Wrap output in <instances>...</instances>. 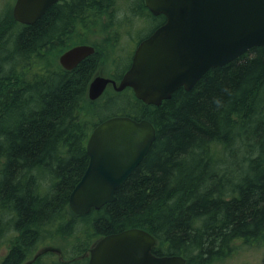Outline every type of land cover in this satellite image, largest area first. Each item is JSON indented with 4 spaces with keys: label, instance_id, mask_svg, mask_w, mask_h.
Wrapping results in <instances>:
<instances>
[{
    "label": "trees",
    "instance_id": "obj_1",
    "mask_svg": "<svg viewBox=\"0 0 264 264\" xmlns=\"http://www.w3.org/2000/svg\"><path fill=\"white\" fill-rule=\"evenodd\" d=\"M143 20L155 28L166 17L145 0H62L33 25L16 21L13 7L0 10V264H88L98 240L131 228L157 239L156 255L186 264H216L264 239V48L160 106L130 88L91 101L102 58ZM98 26L113 33L90 43ZM81 44L96 52L64 69L56 56ZM131 59L108 77L119 79ZM113 104L111 117L147 119L157 137L115 202L77 215L69 198L89 165L87 141Z\"/></svg>",
    "mask_w": 264,
    "mask_h": 264
},
{
    "label": "water",
    "instance_id": "obj_2",
    "mask_svg": "<svg viewBox=\"0 0 264 264\" xmlns=\"http://www.w3.org/2000/svg\"><path fill=\"white\" fill-rule=\"evenodd\" d=\"M59 1L16 0L13 16L33 25ZM145 5L153 15H164L166 22L138 45L119 82L104 76L92 80L91 101L112 84L117 92L132 88L145 104L160 106L178 89H193L210 70L254 47L264 48V0H145ZM95 52L94 46L77 45L59 62L72 70ZM156 137V128L147 119L114 116L98 123L87 141L89 165L70 194L73 213L85 215L115 202L117 190L143 162ZM156 245L148 231L127 229L98 240L88 264H186L183 256L156 255Z\"/></svg>",
    "mask_w": 264,
    "mask_h": 264
},
{
    "label": "rangeland",
    "instance_id": "obj_3",
    "mask_svg": "<svg viewBox=\"0 0 264 264\" xmlns=\"http://www.w3.org/2000/svg\"><path fill=\"white\" fill-rule=\"evenodd\" d=\"M16 3V0H0V10H8L11 7H14ZM120 19L122 18L123 14L120 15ZM129 16H131L129 14ZM136 27L134 29L128 28V30H121L122 34V41L120 42V48L119 51L116 54H111L107 58H102L101 66L98 70V73L96 76H115L117 72L122 71L130 62L131 56L133 54V51L135 50L136 45L140 40H142L144 37H146L154 28L153 24L149 21H139L138 24L135 25ZM111 27H108L104 32L103 30H99V26L95 27L93 29H90L88 34V38L91 40L90 43H101L105 41L103 39V35H106V39H109V35H112L113 31L109 30ZM122 31H128L129 35L126 33L123 35ZM109 34V35H107ZM113 39V38H111ZM104 40V41H103ZM72 44H78L81 43L80 36L77 35L74 40L72 41ZM109 42V41H108ZM111 42V48L113 49L114 40ZM109 42V43H110ZM105 43V42H104ZM106 49V48H105ZM116 55L119 56V60L117 64H115V60L117 58ZM60 55L56 56V59L59 62ZM95 76V77H96ZM94 77V78H95ZM113 88L107 89V93L109 95H113ZM105 95V94H104ZM99 103H103L105 99H99ZM117 104L111 105L108 109L103 110L101 112L100 117H111L110 115L114 114L116 110L118 109ZM43 249V250H42ZM41 250H46V247H43ZM58 254H60L58 252ZM216 264H264V239H261L259 241H253L251 244L244 246L243 248L239 249L238 252H236L234 255L222 259Z\"/></svg>",
    "mask_w": 264,
    "mask_h": 264
},
{
    "label": "flooded vegetation",
    "instance_id": "obj_4",
    "mask_svg": "<svg viewBox=\"0 0 264 264\" xmlns=\"http://www.w3.org/2000/svg\"><path fill=\"white\" fill-rule=\"evenodd\" d=\"M62 1V0H61ZM14 8V7H13ZM161 25H163V24H160V25H158V26H156L146 37H144L142 40H140L139 41V43L136 45V47H135V50H136V48L138 47V45L144 40V39H146V38H148L157 28H159ZM135 50L133 51V56H134V53H135ZM133 56H132V59H133ZM132 59H131V63H132ZM131 63H130V66H131ZM130 66H129V68H130ZM128 68V69H129ZM127 69V70H128ZM126 70V71H127ZM125 71V72H126ZM125 72L121 75V77L119 78V79H115V78H113V77H108V78H111V79H113V80H115V81H117V82H119L120 80H121V78L123 77V75L125 74ZM100 76H102V75H100ZM109 88H113V90L115 91V89H114V87H113V85L112 84H109L108 86H107V89H109ZM107 89H106V91H107ZM127 89H129V88H127ZM130 89H132V88H130ZM126 90V89H125ZM124 90V91H125ZM133 90V89H132ZM117 92V91H116Z\"/></svg>",
    "mask_w": 264,
    "mask_h": 264
},
{
    "label": "bare ground",
    "instance_id": "obj_5",
    "mask_svg": "<svg viewBox=\"0 0 264 264\" xmlns=\"http://www.w3.org/2000/svg\"><path fill=\"white\" fill-rule=\"evenodd\" d=\"M40 19H41V18H40ZM40 19H39V20H40ZM37 22H38V21H37ZM24 25H25V24H24Z\"/></svg>",
    "mask_w": 264,
    "mask_h": 264
}]
</instances>
